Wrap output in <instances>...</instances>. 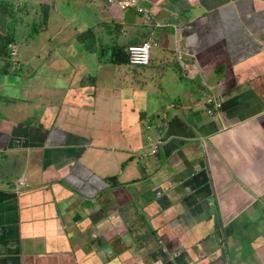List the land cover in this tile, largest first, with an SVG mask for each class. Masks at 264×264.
<instances>
[{"label": "crops", "instance_id": "obj_1", "mask_svg": "<svg viewBox=\"0 0 264 264\" xmlns=\"http://www.w3.org/2000/svg\"><path fill=\"white\" fill-rule=\"evenodd\" d=\"M22 1L0 0V264H264V0Z\"/></svg>", "mask_w": 264, "mask_h": 264}, {"label": "clouds", "instance_id": "obj_2", "mask_svg": "<svg viewBox=\"0 0 264 264\" xmlns=\"http://www.w3.org/2000/svg\"><path fill=\"white\" fill-rule=\"evenodd\" d=\"M141 1H142V0H137L136 4H135L134 6H130V7L124 8V7H123V6H124V3H123V2H125V0H112V1H111V0H107V2H108L109 4H111V5L119 4V5L121 6V9L124 10V11L135 9L137 12H139V13H143V12H145V11H144V9L141 7V5H140ZM14 5H17V6L22 10L20 14H22V16H23V15H24V10H25V7L22 6V5H23V1L18 0L17 3H14ZM140 9H141V11H140ZM22 16H21L20 18H22ZM143 42H151V44L153 45L152 49H153V48H156V47L159 46V44H158L157 42H154V41H149V40H148V41H143ZM143 42H142V43H143ZM12 43H13V42H12ZM12 43H10V44L8 45V49H9V50H8V57H9V59L12 60L13 64H17V65H18V63H17V59H18V56H19V49H18L17 44H15V43L12 44ZM142 43H139V44H142ZM139 44H134V45H139ZM134 45H130V46L127 48L126 52L128 53L129 48H130L131 46H134ZM9 47H10V48H9ZM14 48H15L16 51H17V55H16L15 57L12 56V51H13ZM152 49H151V51H152ZM151 51H150V59H151ZM128 54H129V53H128ZM129 60H130V57H129ZM129 64H131L130 61H129ZM149 64H150V62H149ZM149 64H148V65H149ZM131 65H132V64H131ZM148 65H146V66H148ZM132 66H133V65H132ZM146 66H135V67H146ZM205 93H206V92H205ZM206 94H207V95H206V98H205V103H206V105H207V113H208L209 115H212V114H215V113H217V112H220V111L223 109V99H222L221 97L217 98L216 96H214V95H210V94H208V93H206ZM209 98H213L216 102L221 103V107H220V108H216V106H215L214 104H208L207 101H208ZM209 111H210V112H209ZM147 129H148V131H150L151 127L149 126V127H147ZM146 140H147V142H148V144H149L150 154H151V155H155V154H157L159 148H160L161 146H163V144L165 143V140H164L160 135H153V134H151L150 132H149V134L146 135ZM152 145L157 146V150H156L155 153H152ZM29 187H30V184H28L25 180H22V181H20L19 184H18V190H17V192H18V193H21V192H23L24 190L28 189Z\"/></svg>", "mask_w": 264, "mask_h": 264}, {"label": "built area", "instance_id": "obj_3", "mask_svg": "<svg viewBox=\"0 0 264 264\" xmlns=\"http://www.w3.org/2000/svg\"><path fill=\"white\" fill-rule=\"evenodd\" d=\"M112 1V0H111ZM137 0H125L124 8L134 6ZM141 11V9H140ZM153 45L151 42H143L139 45L131 46L128 50L130 62L133 66H146L150 62V51ZM17 55V51L14 48L12 51V56L15 57ZM208 104H214L216 108L221 107V103L216 102L213 98H209L207 101ZM210 112V111H209ZM157 150V146L152 145V153H155Z\"/></svg>", "mask_w": 264, "mask_h": 264}, {"label": "rangeland", "instance_id": "obj_4", "mask_svg": "<svg viewBox=\"0 0 264 264\" xmlns=\"http://www.w3.org/2000/svg\"><path fill=\"white\" fill-rule=\"evenodd\" d=\"M17 1L18 0H12V1H10V0H7V2H9L10 4H12V8H13V15L15 16V17H17L18 15H19V13H21V9L17 6V5H14V3H17ZM20 1H22V0H20ZM28 1V0H27ZM30 4H24L23 6L26 8L27 7V9L28 8H30L29 6L30 5H32V4H38L37 3V1H30L29 2ZM18 21V20H17ZM42 20L40 19V18H38L35 22H33L32 23V25H31V27L29 28V30L31 31V32H33V33H35L36 31H40L41 29H42ZM17 29V28H16ZM21 29V28H20ZM92 47H94V46H92ZM95 48V47H94ZM97 55V54H96ZM99 62V59L98 58H95V60L93 61V63L95 64L94 65V67L93 68H96V69H94L96 72H97V66H98V63ZM9 63H12L13 64V62H12V60L11 59H9V61L7 62V64H9ZM13 66H14V64H13ZM100 74L97 76V78H92V79H88V78H86V77H80L79 79H78V82L77 83H79V85L78 86H80V85H92V84H98V82L99 81H101V80H99V78H100ZM138 84H140V85H145V83L144 82H139ZM150 230L152 231V228H150ZM153 232V231H152ZM154 234H155V232H153ZM248 233H249V231H248ZM239 235V233L238 234H235V236L237 237ZM256 243H257V240H256Z\"/></svg>", "mask_w": 264, "mask_h": 264}, {"label": "water", "instance_id": "obj_5", "mask_svg": "<svg viewBox=\"0 0 264 264\" xmlns=\"http://www.w3.org/2000/svg\"><path fill=\"white\" fill-rule=\"evenodd\" d=\"M153 237H155L154 235H152ZM152 239V238H151ZM146 247H147V249L150 251H155V252H158L157 250H155L154 248H153V246H151V244H146L145 245ZM146 249V252L148 253L149 251ZM144 250V249H143ZM144 255V256H143ZM145 255H147L144 251H142V252H140V256L142 257L141 259H139V260H137V262L136 263H133V264H149V262H144V263H142V262H140L141 260H143L144 261V259H145ZM149 256H151L153 259L155 258V254H152V252H150V255ZM147 257V256H146ZM173 261V260H172ZM172 261H170V260H167V258L165 259V262H164V264H167V263H170V264H172ZM150 263H152L153 264V261H150Z\"/></svg>", "mask_w": 264, "mask_h": 264}, {"label": "trees", "instance_id": "obj_6", "mask_svg": "<svg viewBox=\"0 0 264 264\" xmlns=\"http://www.w3.org/2000/svg\"><path fill=\"white\" fill-rule=\"evenodd\" d=\"M127 53V52H126ZM123 56H124V54H123ZM123 56H122V58L120 59V63H122V61H124V59H123ZM126 59H127V61H128V63H129V54L127 53V57H126Z\"/></svg>", "mask_w": 264, "mask_h": 264}]
</instances>
